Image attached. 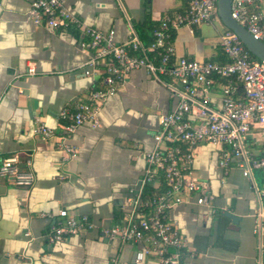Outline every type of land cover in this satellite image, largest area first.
Masks as SVG:
<instances>
[{
	"label": "crops",
	"instance_id": "obj_1",
	"mask_svg": "<svg viewBox=\"0 0 264 264\" xmlns=\"http://www.w3.org/2000/svg\"><path fill=\"white\" fill-rule=\"evenodd\" d=\"M264 6V0H256ZM86 26L114 29L117 42L129 39L135 26L166 13L182 12L187 0H65ZM31 0H0V162L19 152L31 160V187L0 177V264H138V242L110 239L107 228L121 222L129 206L130 187H139L146 152L154 145L159 117L170 112L176 97L166 80L146 68L134 69L109 96L100 111V125H80L68 137L77 148L71 157L58 138L33 131L40 122L62 133L59 112L86 99L99 72H85L90 57L81 45L82 30L53 29L36 24L29 15ZM227 27L217 14L212 21L174 30L177 56L200 61H224L219 39ZM33 71H30V70ZM209 104L220 105L219 83L210 89ZM264 134L252 126L246 145L254 155L263 151ZM219 147L202 143L192 168L207 180L215 195L211 204L194 198L176 205L170 218L185 239L181 264H264V239L255 231L264 207V174L252 176L234 163L219 165ZM158 187L160 180L150 183ZM87 215L92 222L75 234L50 242L61 219L60 210ZM228 210L239 219L223 214ZM139 264H159L153 256Z\"/></svg>",
	"mask_w": 264,
	"mask_h": 264
},
{
	"label": "built area",
	"instance_id": "obj_2",
	"mask_svg": "<svg viewBox=\"0 0 264 264\" xmlns=\"http://www.w3.org/2000/svg\"><path fill=\"white\" fill-rule=\"evenodd\" d=\"M187 1L183 12L166 13L154 31L155 39L149 49H159L158 62L154 61L156 56L151 59L130 53V48L145 51L135 30L128 40L117 42L113 28L104 32L84 25L67 8L65 0H31L29 9L36 24L53 29L74 24L82 30L85 38L81 39L80 45L90 54L85 72H99L100 78L88 97L74 105H66L59 112L62 133L57 134L43 122L33 127L34 133L44 138L57 137L58 145L71 157L76 156L77 148L68 142V137L84 123L94 127L100 125L99 114L104 102L118 91L134 69L144 67L155 76L164 74L169 78L167 85L176 97V104L170 112L159 117V129L153 135L155 145L146 152V168L139 187L129 188L128 210L121 222L105 230L110 239L141 244L135 254L138 264L151 256L159 264H181L185 239L176 221L170 218V211L191 198L198 204L214 201L209 182L192 168L200 144L211 143L219 147V165L224 171L236 163L247 176H252L255 169L264 174V147L257 156L246 145L252 126H258L264 134V62L252 58L243 42L229 28L219 39L229 58L227 62L177 56L172 30L212 21L218 14V0ZM231 14L256 39L264 42V6L257 5L256 0H232ZM215 83H219L222 92L218 106L207 100ZM0 177L11 179L19 186L31 187L35 181L31 160L23 158L19 152L2 157ZM156 180L164 183L165 188L153 198L144 199V188ZM59 213L61 219L49 234L50 242L60 241L92 226L87 215L74 216L66 209ZM255 231L264 239L262 205L257 213ZM113 264H117L116 259Z\"/></svg>",
	"mask_w": 264,
	"mask_h": 264
},
{
	"label": "trees",
	"instance_id": "obj_3",
	"mask_svg": "<svg viewBox=\"0 0 264 264\" xmlns=\"http://www.w3.org/2000/svg\"><path fill=\"white\" fill-rule=\"evenodd\" d=\"M187 5H188V1H187ZM168 14H174V13H168ZM160 23H161L160 21L159 22H154L150 18H148L143 23L136 25L135 26V32H136L138 38L140 39V41L142 42L143 46L145 47V51H143L141 48L140 49L130 48V53L136 54V55H140V56L146 55V56H148L151 59L156 56L154 61L158 62L157 54H158L159 49H152L151 50V49H149V46L153 43V41L155 39L154 31L159 27ZM71 26H74V27L78 28L74 24H71L69 27H71ZM173 34H174V30H172V38H173ZM223 52H224V50H223ZM223 55H225L227 57L225 52L223 53ZM251 57L261 61L259 58H257L256 56H254L252 54H251ZM228 60H229V58L227 57L222 62H227ZM159 77L162 78L163 80H166V81L169 80L168 76H166L164 74H159ZM164 188H165V184L164 183L160 184V186L157 187V188L154 187V186H151V185H147L144 188L143 198L144 199L153 198L156 194L160 193Z\"/></svg>",
	"mask_w": 264,
	"mask_h": 264
},
{
	"label": "water",
	"instance_id": "obj_4",
	"mask_svg": "<svg viewBox=\"0 0 264 264\" xmlns=\"http://www.w3.org/2000/svg\"><path fill=\"white\" fill-rule=\"evenodd\" d=\"M231 4L232 0H218V14L224 25L239 37L252 55L264 62V42L256 39L247 28L232 17ZM223 214L230 217L234 222L239 219V216L228 210H224Z\"/></svg>",
	"mask_w": 264,
	"mask_h": 264
},
{
	"label": "rangeland",
	"instance_id": "obj_5",
	"mask_svg": "<svg viewBox=\"0 0 264 264\" xmlns=\"http://www.w3.org/2000/svg\"><path fill=\"white\" fill-rule=\"evenodd\" d=\"M258 184H259L260 187L264 186L261 180L258 181Z\"/></svg>",
	"mask_w": 264,
	"mask_h": 264
}]
</instances>
